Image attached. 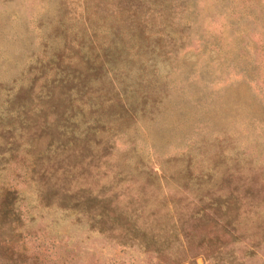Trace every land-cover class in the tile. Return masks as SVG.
Instances as JSON below:
<instances>
[{
    "label": "rangeland",
    "instance_id": "1",
    "mask_svg": "<svg viewBox=\"0 0 264 264\" xmlns=\"http://www.w3.org/2000/svg\"><path fill=\"white\" fill-rule=\"evenodd\" d=\"M117 1L0 0L3 121L17 111L11 99L31 74L60 72L70 61L83 68H69L73 102L65 134L74 124L103 121L105 127L95 126L92 137L100 146L114 145L109 154L114 169L125 172L140 158L157 167L190 151L204 165L220 158L224 166L237 157L264 179V0H148L143 4L155 10L153 16L145 13L153 21L146 27L149 38L132 34L144 17L139 0L130 1L132 23ZM162 25L164 39L157 32ZM100 61L102 67H96ZM127 98L136 99L133 113L107 127L104 119ZM33 100L25 98L38 110ZM4 124L0 121V143L8 149L0 154V186L18 188L15 205L22 222L14 231L0 229V245L21 250L23 260L0 256V264H107L113 258L140 264L139 248L107 240L74 209L40 204L37 184L27 179L33 174L27 165L33 156L25 141L29 133L17 137L24 141L11 156L12 140L23 128ZM46 142L42 136L40 145ZM98 167L93 175L107 182V162L99 159ZM257 210L264 215V202ZM234 251L242 264H264V241L250 247L239 239ZM205 263L197 255L183 264Z\"/></svg>",
    "mask_w": 264,
    "mask_h": 264
},
{
    "label": "trees",
    "instance_id": "2",
    "mask_svg": "<svg viewBox=\"0 0 264 264\" xmlns=\"http://www.w3.org/2000/svg\"><path fill=\"white\" fill-rule=\"evenodd\" d=\"M130 1L118 0L117 5L128 10L127 17L132 23L135 10ZM146 1H137L144 8V17L132 34L139 38L150 37L146 27L153 21L145 18V13L155 14L154 9L148 11L149 5L143 4ZM157 32L162 39L163 33L168 35L163 25ZM68 62L60 72L47 74V70H41L39 74H31L11 99L17 111L7 116L6 123L3 115L0 117L4 125L18 122L23 128L12 140L11 156L17 155L24 141L17 137L29 133L25 141L33 156L27 165H31L33 174L27 179L37 184L40 204L74 209L90 228L104 233L107 240L139 248L144 257L140 264H183L193 262L197 255L205 258V264H242L234 251L235 241L242 239L250 247L264 241V215L259 217L257 210L264 202L260 171L237 157L224 166L220 158L204 165L190 151L182 158L169 157L157 167L140 158L125 172L122 168L114 169L109 162L114 145L109 141L100 146V139L92 137L95 126L105 127L103 121L95 118L92 125L74 124L69 134H65L73 102L70 79L73 71L81 72L83 68ZM96 67H102L101 61ZM142 97L143 108L145 96ZM25 98L36 99L39 109L27 106ZM135 101L127 98V104H120L113 116L108 115L104 119L107 127H112L115 118L129 117L137 105ZM42 136L47 140L44 146L40 145ZM52 143L56 144L54 149ZM6 145L0 143V154L8 149ZM124 152L126 155L128 151ZM3 157L0 156V163ZM24 157L21 156L23 161ZM99 159L107 162V175L110 173L107 182H100L93 175L94 168H99ZM170 160H174L172 165L168 164ZM18 197L16 186H0V229L6 226L14 231L17 222H22L15 205ZM0 256L13 262L23 260L21 250L4 245H0ZM125 261L113 258L107 264L134 263Z\"/></svg>",
    "mask_w": 264,
    "mask_h": 264
}]
</instances>
